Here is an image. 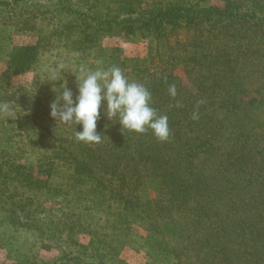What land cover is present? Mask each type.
<instances>
[{"label": "trees", "instance_id": "1", "mask_svg": "<svg viewBox=\"0 0 264 264\" xmlns=\"http://www.w3.org/2000/svg\"><path fill=\"white\" fill-rule=\"evenodd\" d=\"M209 1L156 0L141 12L140 0H0L9 74L54 52L60 92L81 67H119L170 128L166 141L123 131L102 108L103 142L84 143L82 126L53 118L48 99L20 95L25 114L0 126V248L12 264H125L135 229L153 264H264V0ZM16 34L36 43L13 47ZM122 35L148 40L147 58L103 46ZM178 67L187 84L168 79ZM37 146L49 154L35 156ZM41 248L58 255L38 262Z\"/></svg>", "mask_w": 264, "mask_h": 264}, {"label": "clouds", "instance_id": "2", "mask_svg": "<svg viewBox=\"0 0 264 264\" xmlns=\"http://www.w3.org/2000/svg\"><path fill=\"white\" fill-rule=\"evenodd\" d=\"M61 68L63 65L60 66ZM58 80L55 72L51 81ZM78 95L73 98L71 89L61 86L55 101L50 105L53 118H59L66 124L75 123L82 126V131H76L78 141L99 144L103 142L102 135L97 132V123L104 115L112 120L118 117V123L123 131L128 130L143 134L151 130L156 138L166 141L170 136L168 117L158 115L151 106L152 95L142 84L130 81L119 67L113 66L107 70L89 71L83 67L80 76L76 77ZM169 93L175 97L176 88L169 87ZM3 111L8 112L7 106ZM10 115V112H9ZM198 113H193V119Z\"/></svg>", "mask_w": 264, "mask_h": 264}, {"label": "rangeland", "instance_id": "3", "mask_svg": "<svg viewBox=\"0 0 264 264\" xmlns=\"http://www.w3.org/2000/svg\"><path fill=\"white\" fill-rule=\"evenodd\" d=\"M156 0H140V11L144 12L148 8V6ZM210 5L222 6L223 3L219 0H210ZM13 47H25L28 45H33L36 43V39L33 36L27 34H16L12 38ZM103 46L107 48H117L122 51L121 58L124 60H136V59H144L150 53V47L152 46L148 40H140L138 38L128 37L126 35H122L118 38H108L103 42ZM47 52L42 55L38 64H36V68L32 71H28L22 74L11 75L8 73V64L6 62V58L0 59V107L7 106L8 112L4 111L3 116L0 117V126L4 119L10 118H18L25 114L21 107H26L22 103V97L20 95H25L27 92L33 94V96L40 95L46 100L47 103L45 106H50L53 101H55L57 94L60 92H55L54 87L58 83L59 80V72L57 68L62 62L61 57L52 55L54 52ZM56 63V64H55ZM54 65V66H53ZM53 67L54 71H50L49 68ZM63 67H67L68 69H74V62L67 65L64 64ZM55 72L56 78L58 80L51 81V77ZM168 79L173 83L181 82L187 84V74L183 67H178L175 70L169 71L167 75ZM70 89L73 92V98L75 99V95L78 94L77 80H69ZM42 88V91L40 89ZM53 91V92H51ZM49 93V94H48ZM55 93V94H54ZM252 98L256 99V95L252 93ZM9 100V101H8ZM250 98L242 97L241 101L247 102V106L249 105ZM253 101V100H251ZM257 104V103H256ZM255 111L257 113H261L263 111L262 106L256 105ZM10 112V115H9ZM43 125L49 126L52 123L42 122ZM12 126V125H11ZM15 134V132H14ZM22 139L17 136L16 140ZM49 148L47 146H42L41 148L35 147L33 154L35 156L40 157L41 155L49 154ZM62 202V198L55 197L49 202V206H57ZM108 233H111L110 231ZM143 232L139 229H135L132 233V236L127 240L128 245H125L119 256L125 264H153L152 259L147 255L146 249L142 247L141 235ZM91 240V237L88 234H81L79 236V242L83 245H88ZM58 255V251L53 248H41L36 252V260L42 263H49L55 259ZM0 264H12L7 257V251L0 248Z\"/></svg>", "mask_w": 264, "mask_h": 264}]
</instances>
